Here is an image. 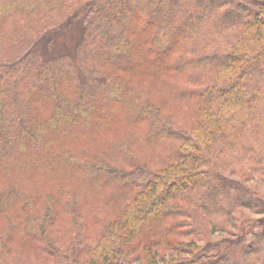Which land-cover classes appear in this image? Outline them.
Returning a JSON list of instances; mask_svg holds the SVG:
<instances>
[{
	"label": "trees",
	"instance_id": "16d2710c",
	"mask_svg": "<svg viewBox=\"0 0 264 264\" xmlns=\"http://www.w3.org/2000/svg\"><path fill=\"white\" fill-rule=\"evenodd\" d=\"M260 182L264 0H0V264H264Z\"/></svg>",
	"mask_w": 264,
	"mask_h": 264
},
{
	"label": "rangeland",
	"instance_id": "374dc122",
	"mask_svg": "<svg viewBox=\"0 0 264 264\" xmlns=\"http://www.w3.org/2000/svg\"><path fill=\"white\" fill-rule=\"evenodd\" d=\"M259 184H260V185H259V188L262 189V190H264V183H263V182H260ZM244 214L247 215L248 217H254L250 212L248 213L247 211H245ZM229 227H230V226L227 225V229H229ZM218 234H219V232H218ZM218 234L216 233V234H214V235L217 236Z\"/></svg>",
	"mask_w": 264,
	"mask_h": 264
}]
</instances>
